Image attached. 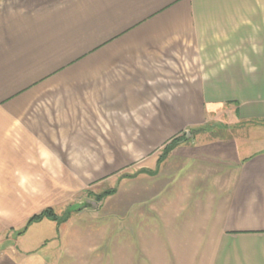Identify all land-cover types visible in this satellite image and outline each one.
<instances>
[{"label":"crops","instance_id":"0c3cea01","mask_svg":"<svg viewBox=\"0 0 264 264\" xmlns=\"http://www.w3.org/2000/svg\"><path fill=\"white\" fill-rule=\"evenodd\" d=\"M0 264H264V0H0Z\"/></svg>","mask_w":264,"mask_h":264},{"label":"rangeland","instance_id":"374dc122","mask_svg":"<svg viewBox=\"0 0 264 264\" xmlns=\"http://www.w3.org/2000/svg\"><path fill=\"white\" fill-rule=\"evenodd\" d=\"M222 125H220V129L224 128L223 123H221ZM262 126H259L258 128L256 127L255 129H249L246 128L244 129V131H240V129L238 128H234V126L231 127L230 130H225V132L227 133H239L240 132H248V133H256L255 130L258 129H263L261 128ZM242 128V127H240ZM216 134H221V130H216ZM218 136V135H217ZM125 174H130V171H122V172H115L110 174L107 178H105L104 180H97L94 181L93 183H91L89 185L88 188H83V189H61V190H40L41 193L44 192V197H40L39 200H36L35 198L31 197V200H34L31 202L30 204V208H31V213L34 211H38L42 208H47V207H52L56 213L60 216H63L65 213H67L68 211H72V213H79V212H84V214H88L92 211H95L98 208H86L83 207V209L81 210H75L74 208H76V205H81L84 204V202L86 200H91V201H95V197L100 194L101 192L110 190V189H115L114 187H116L119 183V180L121 178H123V176H125ZM33 191V190H32ZM82 206V205H81ZM86 211H88V213H85ZM71 213V214H72ZM97 242L98 244H100V237L95 238V240H90V244H92V242ZM96 243V244H97Z\"/></svg>","mask_w":264,"mask_h":264},{"label":"trees","instance_id":"16d2710c","mask_svg":"<svg viewBox=\"0 0 264 264\" xmlns=\"http://www.w3.org/2000/svg\"><path fill=\"white\" fill-rule=\"evenodd\" d=\"M219 130L223 131V132H221L223 134L226 133L225 132L226 129H219ZM184 139H185V135L178 137L177 139H174L168 146H166V148L164 149L163 155L168 154L172 149H174L177 145H179L182 141H184ZM115 192H116V189H110V190L101 192L100 194H98L95 197V201L100 203L105 198L115 194ZM71 213H72V211L70 210L66 214H64L63 216H60L56 213V211L53 208H49V209L31 217L29 219V221L27 222L25 228L20 233H24L33 223H35L37 221H41L43 219H50V220L58 221V222L67 221L69 219Z\"/></svg>","mask_w":264,"mask_h":264},{"label":"water","instance_id":"95a60500","mask_svg":"<svg viewBox=\"0 0 264 264\" xmlns=\"http://www.w3.org/2000/svg\"><path fill=\"white\" fill-rule=\"evenodd\" d=\"M187 136L188 137H191V134L189 132H187ZM82 205V206H81ZM81 205H76V208H74V211L76 210H81L83 209V207H86V208H98L99 206V203L96 202V201H91V200H86L84 202V204H81Z\"/></svg>","mask_w":264,"mask_h":264}]
</instances>
